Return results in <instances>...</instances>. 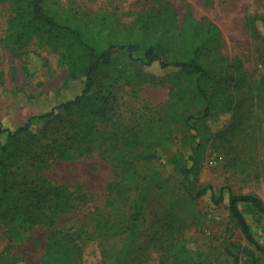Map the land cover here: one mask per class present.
Wrapping results in <instances>:
<instances>
[{"label": "rangeland", "instance_id": "rangeland-1", "mask_svg": "<svg viewBox=\"0 0 264 264\" xmlns=\"http://www.w3.org/2000/svg\"><path fill=\"white\" fill-rule=\"evenodd\" d=\"M44 7L102 49L138 40L142 18L151 23L153 34L164 28L163 40L170 49L185 53L187 18L212 22L221 32V54L228 61L241 62L250 93L240 96L243 105L236 118L218 103L207 131L200 128L197 136L184 121L200 115L204 103L190 100L178 106L174 94L178 82H172V76L166 78L168 69L142 68L126 52L117 53L115 66L103 74L97 91L98 99H109L110 124L100 126L91 152L54 160L43 171L51 183L74 193L73 208L53 229L59 236L74 234L78 247L65 248V242L56 238L49 248L53 229L25 232L16 225L8 239L0 227V264H173L167 248L173 240L166 243L165 238L170 224L175 225L192 264H233L225 250L227 243L246 247L258 264H264V214L249 202L237 203L262 251L248 240L232 213V197L254 195L264 204V105H260L264 99V0H44ZM163 13L167 18L160 25ZM14 15L15 1L0 0V122L11 128L50 112L85 88L84 78L69 77L62 46L34 37L20 45L9 42ZM143 56L144 51L135 54ZM213 56L207 53L206 59L211 61ZM183 90L186 99H193L187 85ZM41 126L34 122V129ZM4 140L0 135V143ZM128 149L159 153L151 161H133L129 155L123 161L121 154ZM191 154L195 162H190ZM175 155L182 156V162H172ZM126 163L131 165L128 170ZM191 164V189L211 188L199 199H190L182 186L180 169ZM150 179L163 181L150 189L139 243L125 258L123 221H128L133 202ZM212 194H222L223 202L215 206ZM232 251L239 264H253L241 248Z\"/></svg>", "mask_w": 264, "mask_h": 264}, {"label": "trees", "instance_id": "trees-1", "mask_svg": "<svg viewBox=\"0 0 264 264\" xmlns=\"http://www.w3.org/2000/svg\"><path fill=\"white\" fill-rule=\"evenodd\" d=\"M14 1L15 15L10 21L7 33L9 42L20 45L28 38L34 37L43 43L62 46L69 66V77L84 78L85 88L74 99L60 104L50 112L31 118L23 126L11 128L0 122V135L5 136L4 142L0 143V227L5 230L8 239L12 235L10 228L16 225L21 226L25 232L40 227L56 228L60 218L73 208L74 193L64 185L51 183L43 171L54 160L71 158L73 153L91 152L99 138L100 126L110 124L109 99H98L97 91L101 86L102 77L105 76L103 74H107L108 70L115 66L117 53L126 52L131 61L139 63L142 68L160 65L161 68L168 69L170 72L166 78L172 76V82H178L179 90L174 92L178 106L186 105L190 100H200L204 103L200 115H190L184 121L187 127L196 130L197 136L200 134V128L207 131V122L218 103L226 109L225 111L234 112L236 118L243 105L240 96L250 93L251 86L248 85L247 74L241 69V62L228 61L221 54V32L212 22L204 23L190 16L187 18L185 53L177 54L170 49L163 40L164 28L161 27L158 34H153L149 27L151 23L143 21L142 18L138 40L102 49L94 43V39L85 37L80 29L60 21L46 10L44 0ZM166 18L163 13L159 24L163 25ZM139 51H144L142 58L135 57ZM207 53L214 54L211 61L206 59ZM184 85H187L193 99H186ZM260 105H264V99ZM192 120L194 123L191 125ZM34 122H41V129H34ZM124 151L126 154H121L123 161L129 155L133 161L139 162L151 161L159 153V150L151 149ZM192 154L189 160L195 162ZM177 156L171 158L172 162H182V156ZM129 166L131 165L127 164L124 168L128 170ZM192 166L191 164L181 167L182 186L190 199H199L208 194L211 188L204 186L196 191L191 189L188 177ZM162 181L163 179H150L144 185L133 202L131 216L128 221H123L126 225L122 231L127 238L125 258L139 243L140 222L143 220L150 189ZM232 198V213L240 220L248 240L256 245L249 226L237 209V203L249 202L264 214L263 202L254 195ZM212 200L215 206L220 205L223 202L222 194H212ZM167 229L166 243L171 238L173 240L171 246L167 244L173 264H192L175 225L170 224ZM54 232L55 229L48 239L49 248L56 238H59L65 242V248L76 249L77 245L73 243L76 242L74 234L59 236ZM78 239L82 238L78 236ZM234 247L241 248L243 253L252 258L253 264H258L252 251L239 244L227 243L225 250L233 258V264H239L238 257L232 251ZM78 256L81 260V252Z\"/></svg>", "mask_w": 264, "mask_h": 264}]
</instances>
